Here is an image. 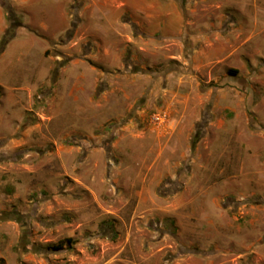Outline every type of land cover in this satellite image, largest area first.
Returning a JSON list of instances; mask_svg holds the SVG:
<instances>
[{
  "label": "rangeland",
  "instance_id": "rangeland-1",
  "mask_svg": "<svg viewBox=\"0 0 264 264\" xmlns=\"http://www.w3.org/2000/svg\"><path fill=\"white\" fill-rule=\"evenodd\" d=\"M9 29L0 264H264V0H0Z\"/></svg>",
  "mask_w": 264,
  "mask_h": 264
},
{
  "label": "trees",
  "instance_id": "trees-1",
  "mask_svg": "<svg viewBox=\"0 0 264 264\" xmlns=\"http://www.w3.org/2000/svg\"><path fill=\"white\" fill-rule=\"evenodd\" d=\"M15 36L14 29L11 31L10 29L5 33L3 39L1 40L0 44V52L3 51L5 46L8 44V42ZM70 241V239H68Z\"/></svg>",
  "mask_w": 264,
  "mask_h": 264
},
{
  "label": "built area",
  "instance_id": "built-area-1",
  "mask_svg": "<svg viewBox=\"0 0 264 264\" xmlns=\"http://www.w3.org/2000/svg\"><path fill=\"white\" fill-rule=\"evenodd\" d=\"M156 118V117H155Z\"/></svg>",
  "mask_w": 264,
  "mask_h": 264
}]
</instances>
